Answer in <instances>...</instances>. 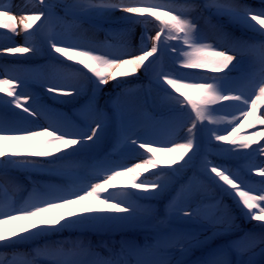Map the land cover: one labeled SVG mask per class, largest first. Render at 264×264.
Wrapping results in <instances>:
<instances>
[{
	"label": "snow or ice",
	"instance_id": "1",
	"mask_svg": "<svg viewBox=\"0 0 264 264\" xmlns=\"http://www.w3.org/2000/svg\"><path fill=\"white\" fill-rule=\"evenodd\" d=\"M18 11L0 4V30L9 40L25 37L0 46V57L44 55L47 62L5 66L0 77V178L12 184L10 173L22 170L29 178L60 176L66 185L34 184L22 203L0 199V257L10 255L8 264H264V162L256 163L264 156V0H190L179 9L161 0H39L35 9ZM116 12L129 26L121 33L129 39L116 49L45 31L52 22L74 26ZM137 24L154 27H145L133 46ZM141 72L164 110L160 119L147 116L131 88L104 92L110 82L119 88ZM81 95L87 99L75 120L45 102ZM140 149L150 155L125 166L131 152L144 155ZM84 152L93 153V172L80 176L74 172L80 165L69 160ZM197 158L206 183L182 184L162 210L140 203L169 190L172 178ZM211 188L230 198L247 222H257L253 228L239 229L222 198L206 203L201 193ZM207 226L214 230L201 239ZM65 231L78 238L46 239ZM130 231L143 241L128 239ZM237 231L234 239L209 246ZM89 233L120 239L94 245L80 238ZM28 243L33 247L20 249ZM194 249L202 254L192 260Z\"/></svg>",
	"mask_w": 264,
	"mask_h": 264
},
{
	"label": "trees",
	"instance_id": "2",
	"mask_svg": "<svg viewBox=\"0 0 264 264\" xmlns=\"http://www.w3.org/2000/svg\"><path fill=\"white\" fill-rule=\"evenodd\" d=\"M10 1L11 0H0V4L4 5L6 8H9ZM16 1H17L16 3L18 2L22 3L23 6L25 7L24 9H27V10L35 9L39 3V0H16ZM253 1H259V0H246V2L250 4H253L254 3ZM161 2L172 3L174 6H176L179 9L182 6L189 3L190 0H161ZM199 2H202V0H199ZM240 2H245V0H240ZM187 11H192V10H187ZM196 13L197 15H201L200 12H196ZM119 15L120 13L116 12L112 17L107 18V19L92 18L88 21H78L77 24L74 26H69L66 24H63V25L67 30H69V32L72 34L74 38H86V39H89L95 42L98 45H106V46H110V48L112 49H116V48L121 47L122 43L125 40L129 39V37L121 34L123 30L129 26L117 19ZM203 15L205 16V12H203ZM212 23L213 24L217 23V20L213 19ZM105 30L108 31V35L104 33ZM225 30L232 31L230 26H225ZM140 33L141 32H139L137 25H135L133 32L131 34V37H130V40L133 46L139 43ZM0 34H7V31L0 30ZM235 34L239 35V33L237 32ZM19 39L20 40L17 43H14L8 46H15V45L24 43L25 37L23 33H20ZM25 56L26 58H23V59L5 56L3 57V60L1 62L3 65L7 64L10 67L9 69L18 68L21 66L45 64L47 62V57H45L44 55H41L38 57H27V54H25ZM77 67H80V66L77 65ZM3 72H4V69L0 68V77L3 76ZM34 90L37 91V93L39 94L40 89L38 87ZM3 95L4 94L0 93V96H3ZM86 99H87L86 96L81 95V96L66 97L64 98V100L58 103H53L52 101H45V102L48 103L52 108L72 118L69 111L79 109L81 107L80 104H84ZM80 154H83V153H80ZM80 154H77L76 156L71 157L69 161H72L77 164L82 163V162L84 163L88 162V164L81 165L83 166L82 168H75L74 170H76L77 172H83L84 175H89L93 172V168H92V164L94 163L93 156L91 157L86 156V155L83 156ZM84 154H86V152H84ZM189 166L190 165L186 166L185 169H187ZM9 179L13 181L12 184H8L3 178H0V184L3 185V190L0 189V199H3V200L11 199L17 203H22L24 199L28 198L30 194V190L31 188H33L34 184L44 185L48 183H54V184H58L61 186L66 185L63 182H60L58 180H54L50 177H46L43 175H37V174H32L30 178H28L30 181V184H27V182L23 179V177L15 172L10 173ZM173 182L174 180L172 178V184ZM172 184H170V186ZM164 192L160 193L156 198H159L160 196H162ZM140 203L141 204H151V206L154 208L156 206V203L154 202V200L147 201V202L142 200L140 201ZM54 236L58 240L65 239L63 235H53V236L47 237L46 239L49 241H54L53 239ZM76 237L78 238V235ZM90 237H92V235L88 234L87 236L80 237V238L84 239L85 241L90 240L93 244H95V241H100V240L107 241L106 239L101 238L99 235H98V238L99 237L100 238L97 240H92V238ZM127 237L128 239H131L130 232L128 233ZM71 238H74V237H71ZM43 243L44 241L42 240L41 244ZM19 247L21 250H26L22 245H20ZM0 258H3L6 263V260H10L12 257L10 255H5Z\"/></svg>",
	"mask_w": 264,
	"mask_h": 264
},
{
	"label": "rangeland",
	"instance_id": "3",
	"mask_svg": "<svg viewBox=\"0 0 264 264\" xmlns=\"http://www.w3.org/2000/svg\"><path fill=\"white\" fill-rule=\"evenodd\" d=\"M16 2H17L16 0H11L9 8H12L14 10V14L19 15L20 12L18 11V9H21V8L24 9L25 7L23 6L22 3H20V2L16 3ZM253 2H254L253 4H258L259 1H253ZM58 15L63 16V13L62 12L58 13ZM193 15L199 16V15H197L196 12H193ZM207 15H208V13H207ZM224 23H225V26H230V25H227L226 22H224ZM200 25H201V27H204V21L203 20H200ZM145 27H148L149 29H152L154 27V25H152V24H147V25L137 24V28L139 29V32H141ZM156 30H158V29H156ZM45 31L67 32L69 35L72 36V34L69 32V30H67L64 27L63 23H60V22H52L51 24L46 25L45 26ZM237 33H239V32H237ZM154 34H155V31H150L149 32V35H154ZM209 34L211 35V32ZM7 35L8 34H0V46H8V45L17 43L20 40L19 39L20 38V34L12 36L11 40H9L7 38ZM206 42L211 43L212 41L209 40V41H206ZM169 43L175 44L176 42L175 41H170ZM2 60H3V57H0V68L4 69L5 66L10 68L7 64L3 65L2 62H1ZM209 74H211V73H209ZM234 75H238V73H234ZM127 79H128V84L127 85H121L119 88H117L115 82H110L105 87L104 92L105 93H111V94L114 95L115 93L119 92L121 90V88H125V87L131 88L133 94L136 95L139 98V101L143 104V111L147 114V116L155 118V119H160L161 116H162V113L164 112V110L155 103V97H156V95L154 94L155 91H150L149 90L148 78L144 75V73L143 72L139 73V78L138 79L132 78V77H129ZM100 103L103 104V97L101 98ZM223 114L224 113H218V115H223ZM257 130H259V129H257ZM181 134L182 133H178V135H181ZM182 141H183L182 139L176 140V142H182ZM141 142H143V141H141ZM154 146L168 147V146H171V145L170 144H158V145H154ZM209 147H214V145H210ZM139 152L140 153H144V155H137L136 152H131L130 154H131V156L133 158L132 159H127L126 161H124L125 166H131V165H133V164H135L137 162H140L143 159H145L147 157V155H150V154H147L146 150H144V149H140ZM80 155L92 156L93 153L86 152V154L83 153V154H80ZM111 158L114 159V160H120V156L118 154H113V156ZM209 158L213 159L217 163L223 162L219 157H217L215 155H212ZM260 162H264V156H257L256 163L259 164ZM73 163L74 162L69 161L70 165L73 164ZM243 163H244L243 161L240 162L241 165H243ZM75 164H77V163H75ZM83 164H88V162L87 163L86 162L85 163L84 162L78 163V165H80V167H77V168H82L83 166H81V165H83ZM228 166L232 167L234 170H239L237 168V166L234 163H232V162H230ZM167 171L168 170L165 169V172H167ZM15 172H18L27 183L30 182L29 179H28L29 178V174L28 173H26V172H24L22 170L21 171H15ZM192 173L197 174L196 175V178L198 179L197 182L204 181L203 176L200 175L199 158H197V161L194 164L190 165L189 168L182 170L175 177H173L174 178V183H173V185L170 186L169 190L164 192L165 194H163L159 198L154 199V202L156 203V206H157L156 208H159V209L162 210L164 205L168 202V200L173 195H175L176 190H178L179 187L182 184H185V185L188 184V182L190 180V174H192ZM243 174L247 175V170L246 169H245ZM40 175H47V174H40ZM77 175H79V174H77ZM48 176H53L55 178L62 179V180H64L66 182V180L64 178L60 177V176H57V175H48ZM142 178L154 179L153 176L148 175V174H145L144 177H142ZM259 179H260V177L255 172H253L251 174V182L252 183H256ZM92 182H95V181H92ZM197 182H195V183H197ZM204 182L206 183V181H204ZM0 189H1V187H0ZM201 196L205 199L206 203H213L214 202L211 199V197H215L216 199H221L222 198V209L223 208L231 209V213L235 217V224L237 226H239V229H242V230L252 229L253 225L257 223L255 221L247 222L245 220V218L239 214L238 210L233 205L232 200L230 198H228L227 196H224L223 193L218 192L215 188H211L207 192H202ZM217 215L221 216V215H223V212L221 211V212L217 213ZM213 230H214V228L212 226H207V230L204 231L201 234L200 238L203 239L204 235H210ZM89 234L93 235L92 233H89ZM61 235H63V236L64 235H66V236H68V235L76 236L77 234L74 233V232L65 231ZM235 235H240V232L237 231V232H235L234 235L233 234H229V235H224V236H218L217 238H215L214 240H212L210 242L209 246L210 247H215L216 245L223 244L227 240L234 239ZM104 236L107 238V240L110 243H112L113 240H119L120 239V235L118 233L114 234V235L113 234H108V235H104ZM130 236H131V239L137 240L138 242H142L143 241L142 234L131 232ZM55 238L56 237L54 236L53 239L57 240ZM92 239L95 240L94 237H92ZM201 254L202 253H201L200 249H194L193 252L191 253L190 259L195 260L197 257L201 256Z\"/></svg>",
	"mask_w": 264,
	"mask_h": 264
}]
</instances>
